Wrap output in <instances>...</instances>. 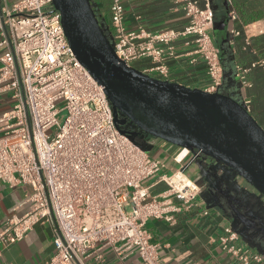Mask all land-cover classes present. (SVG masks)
Returning a JSON list of instances; mask_svg holds the SVG:
<instances>
[{
  "label": "built area",
  "instance_id": "1",
  "mask_svg": "<svg viewBox=\"0 0 264 264\" xmlns=\"http://www.w3.org/2000/svg\"><path fill=\"white\" fill-rule=\"evenodd\" d=\"M177 1L187 17L185 26L149 32L142 27L127 31L122 0H111L115 53L131 66L149 61L140 70L168 80V61L176 57L174 42L187 39L185 44L193 45L191 53L205 66L209 80L205 91L215 92L222 84L223 65L210 34L214 18L210 0ZM4 14L0 95L8 93L14 102L0 117V181L10 187L29 185L32 192L30 209L6 221L0 242L7 247L45 221L53 228L54 252L43 264H85L90 257L102 261L108 248L120 258L135 252L140 264H161L146 222L153 218L174 224L180 212L196 206L200 186L186 176L185 161L196 160L198 153L177 147L172 155L177 168L161 173L166 167L163 160L119 133L103 87L73 55L52 0H13ZM228 18L238 20L234 10ZM263 32L264 22L259 28ZM231 33L240 32L232 28ZM250 42L245 36L243 49ZM257 65L264 67V59L250 67ZM248 70L236 67L242 87L248 85ZM243 104L248 109L249 100L243 99ZM62 111L66 116L58 123ZM55 126L56 131L48 134ZM156 174L167 189L151 195L143 181ZM238 239L227 225L218 242L240 264L262 260L249 246L236 244Z\"/></svg>",
  "mask_w": 264,
  "mask_h": 264
},
{
  "label": "water",
  "instance_id": "2",
  "mask_svg": "<svg viewBox=\"0 0 264 264\" xmlns=\"http://www.w3.org/2000/svg\"><path fill=\"white\" fill-rule=\"evenodd\" d=\"M52 5L60 14L73 55L103 87L119 133L148 153L154 144L142 140L145 136L198 153L207 186L203 193L211 198L217 191L237 206L242 226L235 216L228 218L231 228L244 240L252 241L251 230L264 237V217L259 214L264 210V128L243 100L225 91L224 81L230 79L231 70L222 63V84L215 92L150 76L118 58L111 31L93 0H52ZM223 5L227 9V3ZM225 25L223 20L219 28L223 30ZM226 43L228 38L220 46L225 59ZM238 84L242 86L240 81ZM127 123L137 130L125 129ZM236 178L256 191L251 195L258 207L239 195V191L248 192L239 187Z\"/></svg>",
  "mask_w": 264,
  "mask_h": 264
},
{
  "label": "crops",
  "instance_id": "3",
  "mask_svg": "<svg viewBox=\"0 0 264 264\" xmlns=\"http://www.w3.org/2000/svg\"><path fill=\"white\" fill-rule=\"evenodd\" d=\"M93 1L98 15L104 18L110 29L111 0ZM210 1L214 15L210 34L219 48L222 40L228 38V43L225 44L228 55L226 59L220 49L224 67L231 70L230 79L226 78L224 81V89L228 93H234L240 100H249L248 111L264 128V67L259 65L250 67L252 62L264 59V32L259 33V28L263 27L264 22V0ZM12 2L13 0H0V39L7 27L4 13ZM223 2L227 3V9ZM122 4L123 25L127 31L139 27L149 32L165 29L181 30L187 23L182 3L177 0H122ZM230 10L236 12L238 18L236 22L228 18ZM223 20L226 25L221 30L219 27ZM232 28L237 29L239 35L234 36L231 33ZM247 35L251 37V42L246 49H243L244 38ZM186 40L180 38L174 42L176 57L168 61V80L205 90L209 84L205 66L201 59L191 53L193 45L185 44ZM3 50L4 46L0 45V54ZM137 64L140 69H144L150 65V62L144 60ZM236 67L249 68L245 74L247 86H239ZM13 102L8 93L0 95V117L12 107ZM2 133L0 129V136ZM152 143L156 153H152V149L149 154L165 162L166 167L161 173L170 174L177 168L172 161V155L177 147L162 140H154ZM188 162L189 160L185 161L188 164L185 174L200 186L196 206L180 212L174 224L153 218L146 222L151 240L157 245L161 264H240L222 250L218 242L223 227L230 226L229 216L212 202L206 192L203 193L207 186L203 181L204 171L201 172L198 160ZM236 182L239 187L244 188L241 179L236 178ZM143 184L149 188L151 195H160L167 189L165 182L158 180V174L147 178ZM31 192L32 188L29 185L19 184L10 187L0 181V232L11 216H22L30 209ZM204 209L208 210V214L203 215ZM53 237L54 232L50 223L45 221L36 223L21 240L7 247L0 242V264H43L54 252ZM252 241L244 240L239 235L236 244L247 245L252 252L261 255L260 262L251 264H264V243L258 244L262 240ZM85 264H140V260L135 252L120 258L108 248L103 251L102 261L90 257L85 260Z\"/></svg>",
  "mask_w": 264,
  "mask_h": 264
},
{
  "label": "flooded vegetation",
  "instance_id": "4",
  "mask_svg": "<svg viewBox=\"0 0 264 264\" xmlns=\"http://www.w3.org/2000/svg\"><path fill=\"white\" fill-rule=\"evenodd\" d=\"M124 128L127 130H130V131H136L137 130L136 128L130 127V125H128V123L124 125ZM137 137L142 139L141 135H137ZM142 140L146 141L147 144H150V143H152V141H154V139L149 137V136H145ZM242 182H243V187L245 190H247L248 194L246 193V191H239V195L242 194V196L244 198H247L251 202H254L256 207H258V204L256 203L257 199L253 195H251V194H257L256 191L251 186H249L247 183H245L243 180H242ZM214 184H217V182ZM211 200H212V202L221 205L223 207V211L226 213L227 216H231V217L235 216L236 217V219H235L236 223L239 226H242L239 218L236 216V212H235L236 209L235 208L237 206L235 204H233V202H231L230 200L221 196L217 191H215L214 197H211ZM259 214H261V216L264 217V210L260 209ZM253 231L254 230H251V232H250L251 234H249V236H250L251 240L258 242L259 238H262L263 236L256 235V232H253ZM253 233H255V235ZM256 238H258V239H256ZM262 240H264V237L262 238Z\"/></svg>",
  "mask_w": 264,
  "mask_h": 264
},
{
  "label": "rangeland",
  "instance_id": "5",
  "mask_svg": "<svg viewBox=\"0 0 264 264\" xmlns=\"http://www.w3.org/2000/svg\"><path fill=\"white\" fill-rule=\"evenodd\" d=\"M65 116H66V112L65 111L60 112L58 114V116H57L58 123H62V121H63V119H64ZM55 131H56V126L48 129L47 133L50 134V133H54ZM2 135H3V133L1 134V136ZM152 153H156V149H153ZM161 156H163V155H161Z\"/></svg>",
  "mask_w": 264,
  "mask_h": 264
},
{
  "label": "trees",
  "instance_id": "6",
  "mask_svg": "<svg viewBox=\"0 0 264 264\" xmlns=\"http://www.w3.org/2000/svg\"><path fill=\"white\" fill-rule=\"evenodd\" d=\"M134 67L140 69V66L138 64H135Z\"/></svg>",
  "mask_w": 264,
  "mask_h": 264
}]
</instances>
